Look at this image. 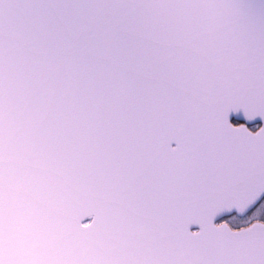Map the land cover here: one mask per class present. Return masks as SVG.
Masks as SVG:
<instances>
[{
    "label": "snow or ice",
    "instance_id": "snow-or-ice-1",
    "mask_svg": "<svg viewBox=\"0 0 264 264\" xmlns=\"http://www.w3.org/2000/svg\"><path fill=\"white\" fill-rule=\"evenodd\" d=\"M0 264H264V0H0Z\"/></svg>",
    "mask_w": 264,
    "mask_h": 264
}]
</instances>
